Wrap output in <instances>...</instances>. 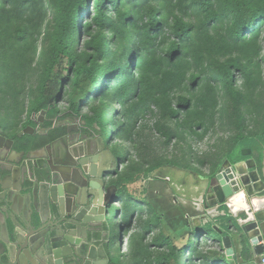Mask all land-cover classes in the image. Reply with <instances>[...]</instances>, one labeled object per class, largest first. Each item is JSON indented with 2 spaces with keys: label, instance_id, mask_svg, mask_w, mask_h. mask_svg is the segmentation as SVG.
<instances>
[{
  "label": "trees",
  "instance_id": "1",
  "mask_svg": "<svg viewBox=\"0 0 264 264\" xmlns=\"http://www.w3.org/2000/svg\"><path fill=\"white\" fill-rule=\"evenodd\" d=\"M107 1L110 7H107ZM48 2L54 11V29L37 95L27 104L25 122L19 130L0 131L14 140L12 150L27 155L45 148L67 133L68 125L64 121L78 116L88 100H103L108 96L113 97L108 105L112 104L115 125L119 116L127 117L136 110L138 112L133 114H140L153 105L163 118L177 127L203 128L220 112L218 99L222 92L224 109H232L240 129L227 143L223 159L230 163L253 159L264 181L261 171L264 105L261 96L249 93L256 87L250 67H255L254 59L259 55L257 42L260 26L264 24V0H165L161 9L144 5V0ZM163 9L171 18L170 23L162 17ZM189 9L197 12L196 23L187 20ZM84 11L91 15V20L81 26L79 20ZM45 16L46 0H0V36L4 34L0 38V48L12 42L13 33L22 41L29 38L41 27ZM224 18L229 22L225 33L212 35L213 23ZM164 28L169 31V39L163 37ZM127 29L136 41L130 52L132 56L106 62L110 44H116L117 35ZM81 30L86 39L83 50L75 53L73 47ZM121 46L123 57L126 46L124 43ZM132 68L137 74L136 79ZM235 73L242 77L243 85H237ZM186 85L192 91L187 90ZM63 96L67 98L68 106L60 110L56 103ZM132 97L136 99L135 103H130ZM128 103L130 106L126 107ZM122 106H125L124 112ZM247 106L252 109L246 110ZM249 112L256 117L251 118L253 127L242 126L241 121L246 120L245 115ZM83 118L87 122L79 125L82 134L106 137L110 132L107 122L97 111L75 120L79 122ZM94 123L99 129L93 127ZM121 124L116 133L129 130L125 128L128 123ZM27 126L33 127L35 132L17 136V132ZM245 149L250 153L243 154ZM161 166L162 163H156L144 171L149 173ZM118 170L112 175L117 181L108 185L117 188L121 185L124 190V184L135 178L133 174ZM140 170L138 167L136 172ZM213 174L215 172L208 176L213 177ZM180 259L182 264H188L186 256Z\"/></svg>",
  "mask_w": 264,
  "mask_h": 264
},
{
  "label": "rangeland",
  "instance_id": "2",
  "mask_svg": "<svg viewBox=\"0 0 264 264\" xmlns=\"http://www.w3.org/2000/svg\"><path fill=\"white\" fill-rule=\"evenodd\" d=\"M108 2L106 3L107 7H110ZM145 4L161 9L165 5V0H144ZM188 11L187 20L196 23L197 12L192 9ZM90 12H94L92 7H90ZM162 12L165 22L170 23L171 18L165 14V9ZM219 13L221 14L220 11ZM110 14L112 15L113 12ZM90 20L91 15L84 11L79 21L82 26ZM228 24L226 18L214 22L210 30L212 35L224 34ZM166 28H164L163 37L169 39L170 34ZM53 29L54 11L46 0V16L41 27L24 41L18 39L15 33L11 34L12 42L8 43L5 48H0L1 132L19 130L25 122L27 104L37 95L46 54L51 46L50 34ZM78 36L79 39L73 47L75 53L83 50L86 39L83 30ZM131 36L128 29L122 35H117V43L109 46V56L106 62L132 56L130 52L136 41ZM3 37L4 34L0 36L1 39ZM122 43L126 46L123 57H121ZM257 47L259 55L254 59L253 66L255 67H250L254 72L253 82L256 87L250 89L249 93L252 96H261L260 99L264 105V24L260 26ZM131 71L134 72L136 79L137 74L134 68ZM235 77L237 85H243L242 77L237 73H235ZM132 85L134 86V83ZM186 89L192 91L189 85H186ZM186 92L188 93V91ZM111 99L113 97L110 96L103 100L91 98L87 104L82 106L78 116H73L69 120H65L64 123L75 128V132L72 133L77 134L79 125H84L87 121L83 118L76 122L75 119L78 120L83 114L92 115L94 111H97L102 115L103 121L107 122V127L110 130L106 139L110 140L111 136L116 139L112 147L120 160L119 170L124 174L134 175L133 181L124 184V190L121 185L119 188L108 185L117 181V178L112 176L113 173L106 179L107 188L116 199L112 206V212H114L112 239H115L113 245L117 247V250H120V236L124 244L128 243L127 254L130 264H182L180 257L184 259L185 256L188 264H194L198 237H200V245L203 249L206 245H210L205 242L206 238L212 240L216 234L207 228L193 225L191 220L193 216L188 215V210L191 208L188 207L195 208L194 198L203 197V193L207 190L204 185L197 186L200 179L206 178L205 176L211 175L222 166L223 154L228 148L227 143L240 130L237 116L230 107L225 111L224 96L222 92H219L220 112L216 113L212 120H208L203 128L177 127L174 122L163 118L158 108L153 105L141 111L140 114H133L138 112L136 110L127 117L119 116L115 125L112 104L108 105ZM116 99L118 100V98ZM135 102L136 99L132 97L130 103ZM130 103L126 104V107H129ZM56 104L60 110H65L68 106L67 98L63 96L57 100ZM122 107L124 112L125 106ZM248 109H252V106H247L246 110ZM249 114L245 115L246 120L241 121L242 126L253 127L252 120L256 117L250 112ZM122 122L124 125L129 124L125 126L129 130L116 133V128L122 126ZM3 126L6 128L3 129ZM93 127L99 129L95 123ZM85 135H81L83 140ZM77 138L72 137L68 139V142L73 145ZM91 138H93L91 142L94 143L96 139L99 140L103 136L98 134ZM167 162L171 164L168 165ZM156 163H162V166L156 172L154 171L156 176H152L151 172L145 173L146 168ZM138 167L141 170L136 172ZM169 176L170 179L167 178ZM151 183L157 184L158 189L153 190ZM206 204L208 201L204 197L202 205ZM173 205L180 206V208ZM170 223L180 231V233L176 232L175 240L167 231ZM184 233L192 235L191 237L186 236L185 241L182 242ZM121 255L124 260L125 254L121 253Z\"/></svg>",
  "mask_w": 264,
  "mask_h": 264
},
{
  "label": "water",
  "instance_id": "3",
  "mask_svg": "<svg viewBox=\"0 0 264 264\" xmlns=\"http://www.w3.org/2000/svg\"><path fill=\"white\" fill-rule=\"evenodd\" d=\"M34 132L33 127L27 126L17 132V136ZM13 144L12 138L0 132V154L3 150H12ZM100 146L99 151L96 147L92 152L85 151L82 146L78 149L73 147L74 164L62 163L65 168L63 173L52 170L45 177L48 195L54 205L52 209L61 217L59 224L62 226L57 227L55 238L40 250L42 244L32 234L23 239L17 237L15 244L0 247V264H116L110 261L108 255L110 245L115 241L112 239V206L116 199L106 196L105 178L115 167H119L120 160L104 143ZM245 151L250 153L249 149L242 153ZM250 167L252 165L243 160L236 163L228 161L226 167L217 169L211 180L212 193L207 196L209 205L224 204L235 193L250 187L257 179L253 172H249ZM15 173L18 181L11 188L14 194H18L21 190V171ZM25 175L27 182H31V174L27 172ZM1 187L7 189L4 183ZM5 198V193H0V199ZM262 223V219L256 217L254 221L246 219L241 227L243 240L249 239L251 246V249L244 247L241 255L243 264H259L258 258L264 253ZM121 242L120 236V245ZM222 243L227 259H233L230 237L223 236Z\"/></svg>",
  "mask_w": 264,
  "mask_h": 264
},
{
  "label": "crops",
  "instance_id": "4",
  "mask_svg": "<svg viewBox=\"0 0 264 264\" xmlns=\"http://www.w3.org/2000/svg\"><path fill=\"white\" fill-rule=\"evenodd\" d=\"M67 129L65 135L68 139L79 137L73 145L69 143L71 148L76 147L78 149L82 146L85 151L90 150L92 152L98 147L97 151H99L101 149L100 144L104 143V145L109 148L112 155L117 156L112 147L113 142L116 140L114 139L115 137L111 136L110 140H107L106 137H103V140L96 139L94 141V143H96L94 144L91 142V139H93L91 136L93 135L86 134L84 141L81 137L82 133L80 132V129H78L77 134H73L75 128L68 126ZM56 147L59 149V144H56ZM245 152L246 153L244 154L249 153L247 151ZM50 156L51 155L48 156L42 151L27 155L12 150L7 152L3 150L1 152L0 170L2 171V174L0 176V193H5L6 198L0 199V247L3 245L9 247L10 245L15 244L17 237L23 239L27 234H32L35 239L41 242L42 245L40 250H43L45 244L55 238L56 233L58 232L57 227L62 226L59 224V219L61 217L56 214V210L52 209L54 205L48 195V184L45 181V177L51 172V169L47 167L48 161L46 160L50 159L49 161H52ZM54 159L55 161H58L56 164H61L60 162L64 160L62 158H56L55 155L53 156V160ZM222 161L223 164L219 168L226 167L228 164L227 159ZM245 163L252 165L249 172H253L257 179L250 184V187L235 193L224 204L209 205L208 203L204 206L202 205V198L206 197V200L208 201L207 196L212 193L210 187L213 177L210 179L209 176H205L206 178L200 179L201 181L197 186H200V184L201 186L204 185L207 190L203 193V197L194 198L196 206L195 208L191 206L188 207L191 208L188 210V215L190 217L193 216L191 218L193 225L209 229V231L216 234V237L212 240H207L206 238L205 242L210 245H206L203 249L200 245V237H198V243L194 254V264H243L241 255L244 247L246 246V249H251V246L249 239L243 240V237L241 236L242 225L245 223L246 219L254 221L256 217H259L262 219V226L264 228V181L255 168V162L253 159H246ZM15 168L17 170H14ZM44 169H47L48 172ZM157 169L158 168L151 171L152 176H156L155 172ZM15 171H21V190L18 194H14V191L11 188V186L18 181ZM261 171L262 177H264V156ZM27 172L31 174V182H27L26 180L27 177L25 174ZM167 178L170 179V176ZM2 183L7 187L6 190L2 189ZM254 183H256V186H254ZM150 185L153 190L158 189L157 184L151 183ZM105 194L108 197H112L109 188H105ZM231 198L235 199L234 203H230L232 200ZM222 205H225L224 207L226 208ZM173 206L180 208V206ZM168 227V234L172 235L175 240L176 232L179 231V229L176 228V226H172L171 223ZM191 235L192 234L190 233L189 235L184 233L183 239H180L184 242L186 236L191 237ZM226 235L230 237L233 248L234 258L231 260L227 259L225 248L222 243V237ZM121 243L122 244L119 245L120 250H117V247L111 243L110 249L108 250L109 259L116 264H130L127 254L128 243L124 244L123 241ZM121 253L125 254L124 260L122 259Z\"/></svg>",
  "mask_w": 264,
  "mask_h": 264
},
{
  "label": "flooded vegetation",
  "instance_id": "5",
  "mask_svg": "<svg viewBox=\"0 0 264 264\" xmlns=\"http://www.w3.org/2000/svg\"><path fill=\"white\" fill-rule=\"evenodd\" d=\"M68 130V129H67ZM54 144L53 146L51 144ZM50 145L46 146L45 148L43 149H40V150H36V151H42L43 153L47 154L48 156L51 155L50 157L52 158V161H49L48 159H46L48 162V165L47 167H49V169H51V171H55V170H59L63 173V169L64 166L62 163H65V164H74V160L72 158V149L70 147V142H68V137L66 135H63L61 136L60 138L56 139L54 142H52ZM56 144H59V149H57L56 147ZM65 148H68V149H65ZM46 149V150H45ZM45 150V151H44ZM14 151V150H12ZM35 152V151H33ZM22 153V152H21ZM32 152H30L29 154H31ZM55 155L56 158H62L64 160H62V162H60L61 164H56V162L58 161H55V159L53 160V156ZM41 164V163H40ZM45 164V162H44ZM46 166V165H44ZM113 167V166H112ZM115 167V166H114ZM47 171V169H44ZM116 170H118L117 167H115L111 172H109L105 178V188H107V184H106V179L107 177H109L110 175H112V173H114ZM45 171V172H46ZM48 172V171H47Z\"/></svg>",
  "mask_w": 264,
  "mask_h": 264
},
{
  "label": "built area",
  "instance_id": "6",
  "mask_svg": "<svg viewBox=\"0 0 264 264\" xmlns=\"http://www.w3.org/2000/svg\"><path fill=\"white\" fill-rule=\"evenodd\" d=\"M259 264H264V253L259 258Z\"/></svg>",
  "mask_w": 264,
  "mask_h": 264
},
{
  "label": "bare ground",
  "instance_id": "7",
  "mask_svg": "<svg viewBox=\"0 0 264 264\" xmlns=\"http://www.w3.org/2000/svg\"><path fill=\"white\" fill-rule=\"evenodd\" d=\"M237 196V195H236ZM232 199V198H231ZM235 202V199H232L231 201H230V203H234Z\"/></svg>",
  "mask_w": 264,
  "mask_h": 264
}]
</instances>
